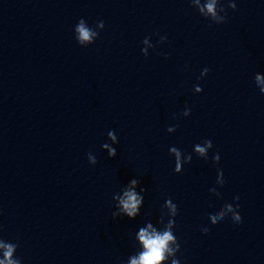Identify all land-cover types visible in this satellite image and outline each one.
I'll use <instances>...</instances> for the list:
<instances>
[{
	"label": "water",
	"instance_id": "obj_1",
	"mask_svg": "<svg viewBox=\"0 0 264 264\" xmlns=\"http://www.w3.org/2000/svg\"><path fill=\"white\" fill-rule=\"evenodd\" d=\"M81 17L105 23L86 48L73 39ZM156 33L167 43L145 58L141 42L157 44ZM255 72H264V0H237L221 25L188 0H0V236L19 242L23 264H123L137 226L172 197L187 264H264V94ZM185 106L191 116L173 119ZM110 129L114 158L101 148ZM205 138L221 153L220 195L209 191L211 159L193 156L173 172L169 147L191 152ZM133 178L146 189L142 215L114 219L112 194ZM235 195L242 223L210 222L207 209Z\"/></svg>",
	"mask_w": 264,
	"mask_h": 264
},
{
	"label": "clouds",
	"instance_id": "obj_2",
	"mask_svg": "<svg viewBox=\"0 0 264 264\" xmlns=\"http://www.w3.org/2000/svg\"><path fill=\"white\" fill-rule=\"evenodd\" d=\"M188 0L189 5L194 8L201 17L211 24L221 25L226 23L228 9L233 12L237 10V0ZM104 21H98L95 25H90L88 21L81 17L73 26V39L77 45L86 48L94 45L100 38V33L104 30ZM157 44H153L152 37L147 36L142 40L141 54L148 58L151 52H155L157 45L167 43V35H160ZM159 55V53H157ZM167 59V54H164ZM210 69L205 67L201 70L197 80L204 79L209 74ZM255 87L261 94H264V72H255L253 77ZM193 92L197 95L203 92V88L197 83L193 86ZM191 108L185 106L180 116H173V119L188 118L191 116ZM179 125L168 126L166 131L174 134ZM107 142L101 145L103 151L107 152L108 158H114L117 155V145L119 137L115 129H110L106 133ZM168 153L174 158L173 172L177 175L184 171L185 165H190L193 156L198 159L211 161L216 165L215 183L209 185V191L220 195L219 185H223L226 180L224 167L220 164V150L214 148L211 138L202 139L192 146L191 152H184L176 146H170ZM211 153V156L209 155ZM87 161L90 165L95 166L98 163L96 155L89 151ZM146 189L140 187V181L133 178L127 185L119 188L112 194V217H127L129 220H135L142 215V209L145 202ZM240 196L235 195L232 201H225L217 207H209L207 216L210 222L223 221L225 218L230 219L234 224H240L243 221L240 204L233 201H239ZM179 215V207L173 201L172 197H166L164 203L160 206L158 217L145 219L142 224L132 233L131 240L133 252L129 254L123 264H187L186 258L182 253V246L176 234V218ZM202 232L210 230L209 223L200 225ZM3 226L0 225V232ZM19 242L9 240L0 236V264H23V259L17 256Z\"/></svg>",
	"mask_w": 264,
	"mask_h": 264
}]
</instances>
